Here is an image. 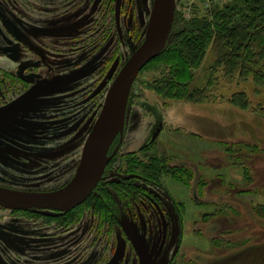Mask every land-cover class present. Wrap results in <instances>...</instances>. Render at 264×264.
Segmentation results:
<instances>
[{"label":"rangeland","instance_id":"obj_1","mask_svg":"<svg viewBox=\"0 0 264 264\" xmlns=\"http://www.w3.org/2000/svg\"><path fill=\"white\" fill-rule=\"evenodd\" d=\"M114 1L0 0V60L8 41L22 44L23 35L31 43L23 52H43L38 70L49 71L55 81L50 84L51 95L22 98L23 108H10L6 116L0 113L16 131L0 128V173L13 175L19 186L35 191L62 183L66 170L35 166L70 151L76 150V159L80 155L84 134L72 112L66 113L76 111L78 99L69 98L68 90L88 85L102 67L97 83L102 90L96 100L100 106L116 70L143 38L152 0H132L119 43L113 41L115 32L112 35ZM232 1L175 0V13L185 22ZM141 20L143 24L135 26L138 32H131L130 22ZM5 25L11 28L9 34ZM98 29V36L91 37ZM63 35L70 38V55L57 51L60 47L54 40ZM77 37L82 38L80 50L73 48ZM39 41L44 45L50 41L54 51ZM210 47L201 63L190 69L192 77L181 79L192 89H203L199 97L168 98V89L152 87L173 78L162 60H151L138 72L122 128H116V139L106 152L123 132L119 157L113 155L102 169L103 156L94 180H102L103 170L118 167L139 171L154 182L136 181L139 189L130 192L134 198L126 206H122L125 194L123 199L111 198L121 206L118 220L103 207L105 201L101 204L93 196L66 214L0 207V264L10 260L1 253H21V264H35L34 257L52 264H166L167 260L168 264H264V86L238 73L228 77L223 67L211 69L215 53ZM13 48L6 54L19 57ZM234 92L247 97L246 109L229 102ZM98 106L93 116L88 114L91 121L85 134ZM62 109L66 114L58 115ZM139 241L146 261L138 255Z\"/></svg>","mask_w":264,"mask_h":264},{"label":"flooded vegetation","instance_id":"obj_2","mask_svg":"<svg viewBox=\"0 0 264 264\" xmlns=\"http://www.w3.org/2000/svg\"><path fill=\"white\" fill-rule=\"evenodd\" d=\"M131 4H132V0H115L114 1V7H113V26H114V28H113L112 35L115 32L116 38H117V39L113 40L115 42L119 43L121 40H123V37L121 34V25H122V23L125 24V22H127V19L130 18V11H131V7H132ZM86 10L87 9H85V11ZM84 14L86 17L90 16V15H87L86 12H84ZM85 20H87V19H85ZM142 21L143 20H141L140 22H137V21L136 22L135 21L130 22L131 26L134 25V30H132L131 32H133V33L138 32V30L137 31L135 30V26L137 23L142 25L143 24ZM130 23H129V25H130ZM3 29L5 30L6 34H9V31L11 28L9 26L5 25ZM99 32H100V29L94 30L91 33V37L98 36ZM81 37H77L78 39L76 40V43H74L76 45L73 47L74 49H76V48H79V50L82 49L83 44L80 43V41H82ZM60 38L62 40H59V41L54 40L55 43L60 47L57 50L58 53H60L61 55L62 54L70 55L69 49L71 48V45H70V43H68L69 39H70L69 36L63 35ZM5 39H6V37H5ZM24 39H25V37L23 38V35H21L20 40H22V44H20V42L18 40L16 42L8 41V43L2 49L3 59L0 60V113L4 116H6V113L8 110H11L10 108L15 109V111L19 110L20 108H23V106H21V102L23 100L22 98L28 100V98L32 99L34 96L44 97V95H46V94L51 95V93H50L51 91L49 89L51 87L50 84L55 82V81H52L50 79L51 77H50L49 71L46 72V70H43V69L38 70L39 65L37 63H40L39 59H41L40 56L43 54V52H41L40 50H38V51L32 50L30 55L27 54L26 52H23L22 48H25V47L29 48L30 47L29 45L31 44L30 42L27 43L26 41H24ZM142 39H141V41H142ZM10 42H12V43L10 44ZM37 43L40 45H43L44 48H46V49H51L53 51L55 49V48L51 47L52 45H51L50 41L47 43V45H44V43L42 41H39ZM12 44H14V48L11 47ZM32 47H33V49H35L34 45ZM9 48L10 49L13 48L15 50V54L19 53L20 56L14 57V55L11 53H9V54L7 53L8 54L7 55L6 52ZM116 55H118V54L116 53ZM126 59L124 60V62L126 61ZM56 60L58 61L59 59L57 58ZM50 62L53 63V61H51V60H50ZM120 67H119V69H120ZM102 69L103 68L101 67L97 71L96 76H98V73L103 72ZM119 69L116 70V74L119 71ZM95 77L92 79L91 82L89 81L90 83L88 82L89 83L88 85H86L83 88L77 87L78 88L77 89L75 86H73V89L68 90V92L70 94L69 98H74L76 100L78 99V101L76 102V111L73 112L71 109H67L66 113L68 111H70V112H72L71 115L73 116V119L76 118V122H77L76 126L79 129V132L82 131V134H84L83 142H84L86 135H87V133L85 134V132H84V131H87V123L89 120L91 121V119L87 120L88 114H91V116H93V113L95 112L96 107L98 106L96 103V100L99 98L101 90H102V88H101V90L97 88V86H98L97 83L101 79L99 78V76L97 78H95ZM114 77H113V79H114ZM36 80L38 81L37 83L35 82ZM112 80H111V82H112ZM132 86H133V84H132ZM132 86H131V88H132ZM131 88H130L129 96L131 94ZM62 96H64V94ZM129 96H128V98H129ZM59 97H61V96H59ZM66 98H68V97H66ZM88 98H89L90 102H89V100H86ZM103 100L101 101L102 103H100V106H98V109H97L98 112L102 108ZM127 103H128V100H127ZM85 105H86V107H85ZM98 112H96V115H98L97 114ZM64 113H65V110L62 109L58 113V115H63ZM68 116H70V115H68ZM65 117H67V116H65ZM96 117L93 120H95ZM7 120H9V118ZM9 125H10V123L6 122V119L4 120V117L0 118V128L1 127L2 128H8L9 130L14 129L13 127H11ZM10 133L11 134L16 133V131L14 132V131L10 130ZM122 133L123 132L117 134L118 135L117 136L118 141H117L116 145L112 148L111 147L113 145L112 144L109 148L110 158H112L113 155H116L119 148L121 147L122 135H123ZM115 137H116V135L114 136L112 141H115V139H116ZM77 145H78V143H77ZM78 146H80V143ZM79 148H77V150ZM75 152H76V150L73 152L72 151L67 152V153L59 155L57 157H53L52 160L45 158L44 159L45 162H42V163L37 162V164L35 166V168H37V169H40L41 167L39 164H42L44 166V168H47L50 170L55 169L57 172L61 171L62 169L64 171L66 170V173L64 174V177L61 181L62 183L60 185H57V187H55V188L53 186L52 188L51 187L50 188H39V190L34 191V190H31L32 188L28 189L26 187L19 186L13 175L1 174V173H0V186L11 188V189H16V190L30 191V192H50V191L58 190V189L64 187L69 182V180L71 179L72 175L75 172V169H76L78 161H79L78 157H80V155H78V157L76 159ZM80 152H81V149L79 150V154H80ZM8 155L10 156L9 153H8ZM116 156H118V154ZM162 160L164 163L166 161H168V160L163 159V157H162ZM163 165H164L163 163H162V165L160 164V166H163ZM113 168H115V169L114 170H103L102 180L101 179H100V181L97 180L96 184L93 186L90 193H88L86 195V197L79 204L73 206L72 208L65 209V210H59V209H54V208H35V207L29 208V209H11V208L3 207L1 205H0V207L7 209V210H13V211L37 210V211L55 212L58 214H66L69 212H73L74 209H76L78 206L83 204L85 201L89 200L91 196H93L92 198H96L97 201L100 202L101 204L104 201L106 202L107 206H103V205L102 206L106 210L109 208L112 211L113 217L116 221V220H118L119 216L122 214V211L120 209L121 206H119L117 201H114L111 198L123 199V197H124L123 194H125L127 199L125 197H124V199L127 200V202L122 200V206H126V205L132 203L129 198L130 197L134 198L135 189H139L138 187L135 186L136 181L153 183L154 180L150 179L149 177L140 173L139 171L138 172L128 171L127 168H118V167H113ZM16 173H17V176H20V174H21L20 171H16ZM102 189H104V191H106L110 197L108 195H106V193ZM130 192H132L134 194L131 195ZM165 193H166L165 196L168 197L169 199H171L173 202L172 204L176 207L175 201L173 199L174 197L172 195H170L169 192L165 191ZM132 201H133V199H132ZM101 204H99V205H101ZM132 214H133V211H132ZM15 219H17V218H15ZM106 226L108 227L107 224H106ZM108 229H109V227H108ZM123 237L128 241V237H126V235H123ZM1 254L4 256H7L10 259V260L8 259L9 261H7V264H11V263L21 264V261H22L21 253H1ZM138 255L140 257V260L146 261L147 254H146V250L144 248L142 241L138 242ZM24 259H26V258H24ZM35 260H36V257H34V259L32 260V262H34L35 264H52V262L43 261V260L39 259L38 257H37V260L36 261ZM39 261H41V262L39 263ZM165 263L168 264L169 261L167 260Z\"/></svg>","mask_w":264,"mask_h":264},{"label":"trees","instance_id":"obj_3","mask_svg":"<svg viewBox=\"0 0 264 264\" xmlns=\"http://www.w3.org/2000/svg\"><path fill=\"white\" fill-rule=\"evenodd\" d=\"M209 47L215 53L211 69L223 67L228 77L238 73L241 78L264 86V0H233L185 22L174 13L164 49L149 61L168 63L173 78L166 79L168 82L175 79L178 84L161 80L152 87L157 89L161 85L164 91L168 89V98L190 99L203 95V89H192L188 81L181 79L192 77L190 69L201 63ZM229 102L239 108L248 107L242 92H234Z\"/></svg>","mask_w":264,"mask_h":264},{"label":"water","instance_id":"obj_4","mask_svg":"<svg viewBox=\"0 0 264 264\" xmlns=\"http://www.w3.org/2000/svg\"><path fill=\"white\" fill-rule=\"evenodd\" d=\"M175 13V0H152L143 40L126 59L110 83L101 110L89 129L69 182L50 192H30L0 186V205L11 209L54 208L65 210L79 204L90 192L97 166L110 158L107 149L122 128L130 88L143 65L165 47ZM155 136V135H154Z\"/></svg>","mask_w":264,"mask_h":264},{"label":"bare ground","instance_id":"obj_5","mask_svg":"<svg viewBox=\"0 0 264 264\" xmlns=\"http://www.w3.org/2000/svg\"><path fill=\"white\" fill-rule=\"evenodd\" d=\"M142 40H143V39H142ZM140 43H141V42H140ZM140 43H139V44H140ZM136 48H137V47H136ZM136 48H135V49H136ZM135 49H133V50L131 51V53H132ZM131 53H130V54H131ZM130 54H129V55H130ZM148 61H149V60H148ZM148 61H147V62H148ZM147 62L143 65V67L147 64ZM143 67H142V68H143ZM142 68H141V69H142ZM141 69H140V70H141ZM107 156H110V155L108 154Z\"/></svg>","mask_w":264,"mask_h":264}]
</instances>
